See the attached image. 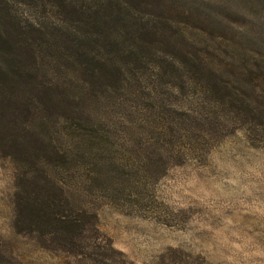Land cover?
<instances>
[{"label":"rangeland","instance_id":"1","mask_svg":"<svg viewBox=\"0 0 264 264\" xmlns=\"http://www.w3.org/2000/svg\"><path fill=\"white\" fill-rule=\"evenodd\" d=\"M2 34L46 88L0 78V264H85L16 227L37 159L108 264H264V0H0Z\"/></svg>","mask_w":264,"mask_h":264},{"label":"trees","instance_id":"2","mask_svg":"<svg viewBox=\"0 0 264 264\" xmlns=\"http://www.w3.org/2000/svg\"><path fill=\"white\" fill-rule=\"evenodd\" d=\"M9 40L8 36L1 35L0 48L5 56L0 60L3 91L12 90L19 81L27 80L25 85L41 93L46 84L32 74L38 68L36 50H32L34 62L28 65L23 60L18 61L21 53L14 56L4 51L5 47H12ZM14 46L21 50L20 44ZM108 64L105 65L109 67ZM34 165L33 176H21L17 181L15 224L18 231L40 233L48 239L49 247L74 257L78 262L108 264L107 249L112 244H107L101 235L98 215L72 202L66 187L51 174L47 162L37 159Z\"/></svg>","mask_w":264,"mask_h":264}]
</instances>
